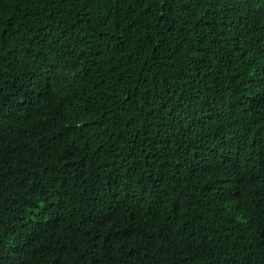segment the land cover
I'll list each match as a JSON object with an SVG mask.
<instances>
[{"label":"trees","instance_id":"obj_1","mask_svg":"<svg viewBox=\"0 0 264 264\" xmlns=\"http://www.w3.org/2000/svg\"><path fill=\"white\" fill-rule=\"evenodd\" d=\"M0 264H264V0H0Z\"/></svg>","mask_w":264,"mask_h":264}]
</instances>
